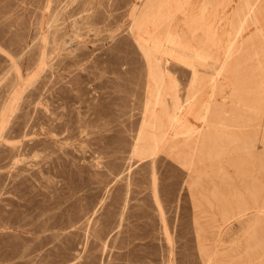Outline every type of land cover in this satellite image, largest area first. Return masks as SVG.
<instances>
[{"label": "rangeland", "instance_id": "374dc122", "mask_svg": "<svg viewBox=\"0 0 264 264\" xmlns=\"http://www.w3.org/2000/svg\"><path fill=\"white\" fill-rule=\"evenodd\" d=\"M87 1L0 0V264H264V0Z\"/></svg>", "mask_w": 264, "mask_h": 264}, {"label": "bare ground", "instance_id": "6f19581e", "mask_svg": "<svg viewBox=\"0 0 264 264\" xmlns=\"http://www.w3.org/2000/svg\"><path fill=\"white\" fill-rule=\"evenodd\" d=\"M89 1V0H88ZM87 1V2H88ZM94 1V0H93ZM93 1H90V2H92L93 3ZM77 2V1H76ZM89 2V3H90ZM162 2V1H161ZM165 2H166V0H165ZM164 2V3H165ZM79 3V2H78ZM81 3V2H80ZM59 4V3H58ZM160 4V3H159ZM67 5V4H66ZM112 5V4H111ZM149 5V4H148ZM73 6V5H72ZM92 6V4H84V5H82V7L81 6H76V7H72L70 10H68V16L67 17H70V18H72V24H71V26L72 27H75V25H76V23H77V21H78V17L79 16H81L82 18H84V22H88V24H89V22H93L92 20H94L91 16H92V14L94 13L93 12V8L91 7ZM146 6V5H145ZM167 6V5H166ZM165 6V7H166ZM182 6V5H181ZM67 7H68V5H67ZM99 7V6H98ZM63 8H64V6H63ZM136 8V7H135ZM144 8V7H143ZM155 10L154 11H156V8H154ZM172 9V8H171ZM66 10V9H65ZM144 10V9H143ZM95 11H96V9H95ZM141 11V10H140ZM174 11V10H173ZM181 11V10H180ZM61 12V11H60ZM142 12V11H141ZM159 12V11H158ZM81 13H83V14H81ZM172 13H174V12H172ZM133 14V13H132ZM138 14H140V13H138ZM143 14V13H142ZM146 14V13H145ZM155 14H157V13H155ZM171 14V13H170ZM76 15H78V16H76ZM137 15V14H136ZM151 15V14H150ZM153 15V14H152ZM158 15V14H157ZM165 15V14H164ZM138 16V15H137ZM147 16V15H146ZM139 17V16H138ZM155 17V16H154ZM250 17V16H249ZM55 18V17H54ZM150 18V17H149ZM153 18V17H152ZM51 19V18H50ZM57 19V18H56ZM142 19V18H141ZM157 19H158V17H157ZM168 19V18H167ZM54 20V19H53ZM144 20H145V18H144ZM159 20V19H158ZM83 22V23H84ZM113 22V21H112ZM146 22V21H145ZM152 22V21H151ZM155 22H156V20H155ZM160 22V21H159ZM257 22V21H256ZM149 23V22H148ZM52 24V23H51ZM138 24V23H137ZM151 24V23H150ZM90 25H91V23H90ZM95 25H97V24H95ZM94 25V26H95ZM153 25V24H152ZM149 26V25H148ZM51 27V26H50ZM93 27V26H92ZM134 27V26H133ZM136 27V26H135ZM147 27V26H146ZM137 28H138V26H137ZM139 29V28H138ZM244 29V28H243ZM49 30V29H48ZM72 31V30H71ZM70 31V32H71ZM137 31V30H136ZM149 31H151L150 29H149ZM260 31V30H259ZM142 32V31H141ZM159 32V31H158ZM173 32V31H172ZM174 32H177L176 30L174 31ZM179 32V31H178ZM238 32H240L239 30H238ZM262 32H264V31H262ZM145 33V32H144ZM149 34H151L152 33V31H151V33L150 32H148ZM181 33V32H180ZM141 34V33H140ZM148 34V35H149ZM153 34V33H152ZM161 34V33H160ZM171 34V33H170ZM138 35V34H137ZM157 35V34H156ZM172 35H173V33H172ZM236 36V35H235ZM150 37V36H149ZM157 37V36H156ZM177 37V36H176ZM179 37H180V35H179ZM153 40V39H152ZM176 40V39H175ZM183 40V39H182ZM56 41V40H55ZM167 41V40H166ZM232 41V40H231ZM147 42H148V40H147ZM233 43V42H232ZM57 45V44H56ZM166 46V45H165ZM164 46H162V48H163ZM36 48V47H35ZM54 48V47H53ZM164 50H169L168 48H166V49H164ZM34 52V51H33ZM46 54V53H45ZM206 55V54H205ZM52 56V55H51ZM51 58V57H50ZM50 65V64H49ZM152 73V72H151ZM170 76V75H169ZM153 78V77H152ZM168 80V79H167ZM162 82V81H161ZM176 84V83H175ZM151 85V84H150ZM159 86V85H158ZM175 86V85H174ZM173 86V87H174ZM176 86H177V84H176ZM175 86V87H176ZM151 87V86H150ZM149 87V88H150ZM152 88V87H151ZM159 90V89H158ZM173 90V89H172ZM150 92V91H149ZM157 92V91H156ZM159 95H160V93H159ZM162 95V94H161ZM151 96V95H150ZM174 99H175V107H174V110H175V114L174 115H171L170 116V119L172 118L173 119V121H175V122H181V123H184V118H185V116H183V113L186 111V107L185 106H183V104H182V101H181V99H180V94H179V91H178V89L177 88H174V91L172 92V95H171ZM169 97V96H168ZM43 98V97H42ZM155 100V99H154ZM153 102V101H152ZM194 104V103H193ZM193 104H192V106H193ZM159 105V104H158ZM152 109H154V108H152ZM191 110V109H190ZM156 110H153L152 111V113H151V119L153 120V121H155L156 119ZM173 124V123H172ZM154 128V127H153ZM153 134L154 135H156L157 137L159 136L157 133H156V128H154V132H153ZM173 138V137H172ZM155 139V138H154ZM153 139V140H154ZM164 139V138H163ZM156 142V141H155ZM157 143H158V148L160 147V143H159V141H157ZM189 258V257H188Z\"/></svg>", "mask_w": 264, "mask_h": 264}]
</instances>
